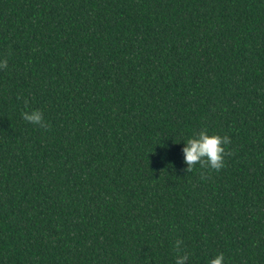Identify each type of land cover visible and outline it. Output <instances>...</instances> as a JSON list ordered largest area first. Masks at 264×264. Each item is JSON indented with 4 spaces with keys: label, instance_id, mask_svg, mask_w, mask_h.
<instances>
[{
    "label": "trees",
    "instance_id": "obj_1",
    "mask_svg": "<svg viewBox=\"0 0 264 264\" xmlns=\"http://www.w3.org/2000/svg\"><path fill=\"white\" fill-rule=\"evenodd\" d=\"M0 60V264H264V0H0Z\"/></svg>",
    "mask_w": 264,
    "mask_h": 264
},
{
    "label": "clouds",
    "instance_id": "obj_2",
    "mask_svg": "<svg viewBox=\"0 0 264 264\" xmlns=\"http://www.w3.org/2000/svg\"><path fill=\"white\" fill-rule=\"evenodd\" d=\"M7 67V60H0V68ZM25 121L45 127L44 115L40 110H32L31 112L22 113ZM184 142V141H183ZM230 143V137L221 136L218 134H209L208 130L202 129L198 134L190 137L182 148L183 160L187 165V170H191L197 163L208 166L210 169L219 171L224 167L225 146ZM182 241L176 242V247L179 253ZM189 257L187 253L178 254L175 264H186ZM224 255L218 254L211 259L209 264H222Z\"/></svg>",
    "mask_w": 264,
    "mask_h": 264
}]
</instances>
